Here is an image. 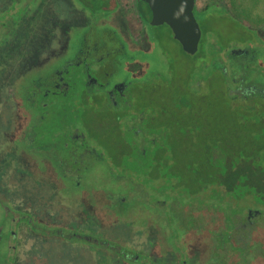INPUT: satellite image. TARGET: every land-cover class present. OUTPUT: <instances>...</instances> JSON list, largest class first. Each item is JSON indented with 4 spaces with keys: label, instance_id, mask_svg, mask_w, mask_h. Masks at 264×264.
Instances as JSON below:
<instances>
[{
    "label": "flooded vegetation",
    "instance_id": "af4514ba",
    "mask_svg": "<svg viewBox=\"0 0 264 264\" xmlns=\"http://www.w3.org/2000/svg\"><path fill=\"white\" fill-rule=\"evenodd\" d=\"M227 10L195 0L200 36L187 51L167 23L151 24L144 0H0L8 149L31 153L62 185L55 202L10 194L14 207L0 191V254L14 250V264L76 263L79 251L99 264H264V34ZM225 21L242 33L224 38ZM132 210L153 231L118 240L116 223H101L116 214L132 228ZM25 229L40 240L27 258Z\"/></svg>",
    "mask_w": 264,
    "mask_h": 264
},
{
    "label": "rangeland",
    "instance_id": "374dc122",
    "mask_svg": "<svg viewBox=\"0 0 264 264\" xmlns=\"http://www.w3.org/2000/svg\"><path fill=\"white\" fill-rule=\"evenodd\" d=\"M122 2L125 0H121ZM131 3L133 0H127ZM210 0H198V6L201 3L208 2ZM212 1V0H211ZM216 3H220L225 6L228 12L241 21L244 25L259 29V33L264 34V0H213ZM226 36L224 38H228V34H241L240 30L235 31V27L228 21H225L224 26ZM230 29H234V31H230ZM12 49L11 45H8V48L3 47V54L10 52ZM7 55V54H6ZM177 59L181 60L177 55ZM34 60V57H30L28 62ZM9 67H6V71L9 73H2V77L0 78V99H4L9 95V88L11 78L8 77L10 74ZM1 76V75H0ZM12 112L7 107V102L0 101V191L3 195H5L8 199L9 205L14 207V197H10V194H15L19 198H23L29 196L32 198L31 200L37 201L40 200L41 195L44 199L55 202L58 200V194L62 190V185L58 183H54L53 188L51 185V171H46L44 173H40L37 168L35 156L31 153L27 154V151L23 152L22 149L17 146L15 150L12 145H10V149H8L9 144L14 141V138L9 137V133L5 132L4 129H13L14 126V118L12 117ZM14 131V130H13ZM12 131V133H13ZM11 140V141H9ZM5 171V174L3 175ZM87 206L89 209H94L91 205L90 200H87ZM60 204H64L62 201ZM91 204V205H89ZM18 206H21L23 211L29 209L26 206V203L18 202ZM51 209L53 204L51 205ZM57 206V205H56ZM61 206V205H60ZM59 205L57 206L62 212H59V209L55 211L63 216L73 215L76 213L74 208L65 205V209L61 208ZM50 208V207H49ZM14 209V208H13ZM116 214H107V216L101 218V223L104 227L109 226L112 223H116L115 227H111L110 235H113L114 238L119 239L122 236H130L128 234H133V232L139 233L138 235H146V229H153L156 227L155 220H152L151 217H148L147 214H144L142 211H134L128 214V217H132L134 222L132 224V228L130 225L125 229L124 226L117 219ZM27 218V217H26ZM36 220L38 217H34ZM41 220L43 218H40ZM25 226L24 224H22ZM145 227V228H144ZM25 228V227H24ZM118 238H117V237ZM21 242L24 245L20 249V255L27 257H32L31 248L36 246L40 241L39 239L33 238L31 234H29L28 230L25 229V232L21 234ZM51 248V246H50ZM53 248V246H52ZM57 250V249H56ZM9 257L6 256L5 253L0 254V264H14V250L8 251ZM77 260L76 263L70 264H99L98 260L92 259V257L87 253L78 252V255L75 256ZM5 261H8L5 263ZM102 263V262H101ZM100 263V264H101ZM107 263V262H106ZM39 264V263H38ZM52 264V263H49ZM63 264H68L63 263ZM108 264V263H107ZM123 264H125L123 262Z\"/></svg>",
    "mask_w": 264,
    "mask_h": 264
},
{
    "label": "water",
    "instance_id": "95a60500",
    "mask_svg": "<svg viewBox=\"0 0 264 264\" xmlns=\"http://www.w3.org/2000/svg\"><path fill=\"white\" fill-rule=\"evenodd\" d=\"M144 1L152 11L151 24L167 23L185 50L196 49L200 29L193 15L195 0Z\"/></svg>",
    "mask_w": 264,
    "mask_h": 264
},
{
    "label": "trees",
    "instance_id": "16d2710c",
    "mask_svg": "<svg viewBox=\"0 0 264 264\" xmlns=\"http://www.w3.org/2000/svg\"><path fill=\"white\" fill-rule=\"evenodd\" d=\"M233 17V16H232ZM233 18H235V17H233Z\"/></svg>",
    "mask_w": 264,
    "mask_h": 264
}]
</instances>
